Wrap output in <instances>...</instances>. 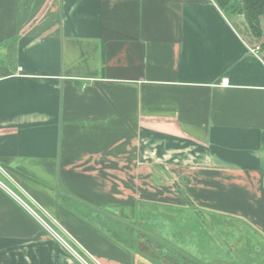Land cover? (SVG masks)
Listing matches in <instances>:
<instances>
[{
    "label": "crops",
    "instance_id": "obj_1",
    "mask_svg": "<svg viewBox=\"0 0 264 264\" xmlns=\"http://www.w3.org/2000/svg\"><path fill=\"white\" fill-rule=\"evenodd\" d=\"M251 45L215 0H0V180L95 264H154L126 227L165 260L160 241L186 264L251 261L264 247ZM75 263L0 185V264Z\"/></svg>",
    "mask_w": 264,
    "mask_h": 264
},
{
    "label": "trees",
    "instance_id": "obj_2",
    "mask_svg": "<svg viewBox=\"0 0 264 264\" xmlns=\"http://www.w3.org/2000/svg\"><path fill=\"white\" fill-rule=\"evenodd\" d=\"M215 1L227 17L229 16L228 13L243 15L251 33L256 37L263 36L264 30L262 24L264 19V0H215ZM262 46L264 48V45ZM115 233L117 234L119 239L123 240L124 243H126L127 245L134 246L135 244H137L135 232L132 228L126 227V230H120V228H117L115 229ZM160 245L165 247L166 249V253H167L166 256H168V258L170 259L169 261L167 260L169 264H172L174 262H176L177 264L188 263L187 262L188 256H186L187 254H185L183 251L163 241H160ZM174 249H177L185 257L180 255L182 258H179V256L174 255L173 254ZM160 251H162V248ZM170 256L172 257V259ZM193 261L197 262L196 260Z\"/></svg>",
    "mask_w": 264,
    "mask_h": 264
},
{
    "label": "rangeland",
    "instance_id": "obj_3",
    "mask_svg": "<svg viewBox=\"0 0 264 264\" xmlns=\"http://www.w3.org/2000/svg\"><path fill=\"white\" fill-rule=\"evenodd\" d=\"M228 18L234 23V25L237 27V29L240 31V33L243 35V37L247 40V42L251 43V44H255V43H260L262 45H264V33H263V36L261 37H256L254 36L250 29L248 28V25L246 23V20L244 18L243 15H239V14H232V13H228ZM263 30H264V19H263ZM156 210H158L157 208H155ZM89 211V210H88ZM164 211V210H163ZM162 209L161 210H158L157 212L159 213H163ZM168 212V211H166ZM92 214V212H89ZM165 215H168V216H171L169 215V213H165ZM224 223V222H223ZM224 225V224H223ZM242 227V226H241ZM144 229H147V230H151V228L149 226H146V227H143ZM128 232V231H126ZM128 235V234H127ZM227 240V239H225ZM139 242L138 245H142V248H141V251L143 252V254L150 258L151 261L154 263V264H169L167 262V260L164 259V255L162 251L160 250H156L153 247V245H151L152 247H149L150 244H152L151 242H140V240H138ZM258 242V243H257ZM255 244H259V246H256L251 244V253L253 254H256L257 256L253 259L255 260H251L249 262H245L244 264H253L254 261L256 262H259V261H262L264 259V247L261 245V243L259 241H257ZM134 243V242H133ZM140 243V244H139ZM227 243V242H226ZM137 245V246H138ZM227 245H229V243H227ZM154 247H156V245H154ZM165 253H166V249H165ZM170 253V252H169ZM167 254V253H166ZM173 254L176 255V256H179V258H182L180 255H182L183 257H185L183 254H181V252H179L177 249H174L173 251ZM168 257V256H167ZM171 257V256H170ZM172 259V257H171ZM168 260H170L168 258ZM203 261V260H201ZM253 261V262H252ZM174 262V261H173ZM255 262V263H256ZM193 263V262H192ZM191 263V264H192ZM203 264H235V262H231V261H220V262H217V261H213V262H202ZM254 263V264H255ZM172 264H177L176 262L172 263ZM195 264V263H193Z\"/></svg>",
    "mask_w": 264,
    "mask_h": 264
},
{
    "label": "built area",
    "instance_id": "obj_4",
    "mask_svg": "<svg viewBox=\"0 0 264 264\" xmlns=\"http://www.w3.org/2000/svg\"><path fill=\"white\" fill-rule=\"evenodd\" d=\"M250 51L259 56L260 58L264 59V48L262 44L255 43L250 46ZM223 84H228V79H223ZM0 169L2 166L0 165ZM0 185L3 186L14 198H16L21 205L25 209H27L35 218H37L47 230H49L59 241H61L64 246L69 250V252L75 258L77 264H95V258L89 252H81L73 243L70 241L71 239L67 240L63 235L59 232L58 229L54 228L51 223L41 214L39 210L35 208V206L29 202V200L23 198L21 195L14 192L11 188H9L4 182L0 180Z\"/></svg>",
    "mask_w": 264,
    "mask_h": 264
},
{
    "label": "water",
    "instance_id": "obj_5",
    "mask_svg": "<svg viewBox=\"0 0 264 264\" xmlns=\"http://www.w3.org/2000/svg\"><path fill=\"white\" fill-rule=\"evenodd\" d=\"M75 264H77V263H75Z\"/></svg>",
    "mask_w": 264,
    "mask_h": 264
}]
</instances>
